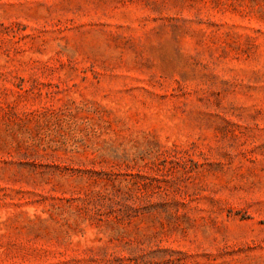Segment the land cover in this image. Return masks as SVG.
I'll return each mask as SVG.
<instances>
[{
    "label": "rangeland",
    "instance_id": "1",
    "mask_svg": "<svg viewBox=\"0 0 264 264\" xmlns=\"http://www.w3.org/2000/svg\"><path fill=\"white\" fill-rule=\"evenodd\" d=\"M0 264H264V0H0Z\"/></svg>",
    "mask_w": 264,
    "mask_h": 264
}]
</instances>
